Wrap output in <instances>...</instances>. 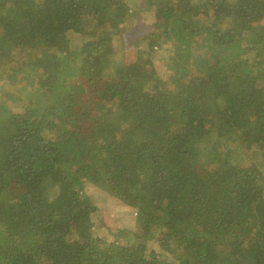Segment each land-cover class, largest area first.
Wrapping results in <instances>:
<instances>
[{
  "label": "trees",
  "instance_id": "obj_1",
  "mask_svg": "<svg viewBox=\"0 0 264 264\" xmlns=\"http://www.w3.org/2000/svg\"><path fill=\"white\" fill-rule=\"evenodd\" d=\"M137 1L0 0V264H264V0Z\"/></svg>",
  "mask_w": 264,
  "mask_h": 264
},
{
  "label": "rangeland",
  "instance_id": "obj_2",
  "mask_svg": "<svg viewBox=\"0 0 264 264\" xmlns=\"http://www.w3.org/2000/svg\"><path fill=\"white\" fill-rule=\"evenodd\" d=\"M130 3V17L127 22H125L121 28H124L125 33L128 31V39L130 43L137 48L138 51L142 52L147 50L148 42L143 40V37L147 34L151 27V17L147 15L144 6H148V2L142 7H138L137 4L139 1L137 0H124ZM71 39L72 47L78 45L80 42L76 36L71 35L69 37ZM151 42V41H149ZM158 49V48H157ZM157 60H154L155 64H161V60L166 58L165 50H157ZM138 54L135 53V57ZM143 60H147L142 57ZM154 58V57H153ZM152 58V59H153ZM167 70L171 68L166 65V63H162ZM10 65H14L19 67V63H8L4 69L6 70ZM155 69L162 73L163 70L161 67H156ZM2 71V72H3ZM148 78L152 79V75H148ZM13 87V84H10ZM10 87V88H11ZM86 194L89 197L90 201L98 207L99 214L97 220L99 221V225H106L108 227H114L118 229H128L131 230L134 226V216L135 212L128 208L127 206L120 203L115 198L109 195L108 191L99 190L89 186L86 188ZM106 229V228H105Z\"/></svg>",
  "mask_w": 264,
  "mask_h": 264
}]
</instances>
